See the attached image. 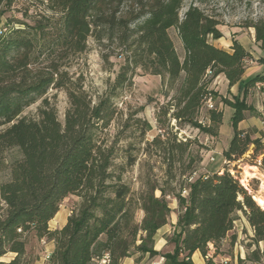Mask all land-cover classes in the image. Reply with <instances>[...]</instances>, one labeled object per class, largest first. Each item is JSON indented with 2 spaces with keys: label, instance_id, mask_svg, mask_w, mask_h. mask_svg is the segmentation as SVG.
Here are the masks:
<instances>
[{
  "label": "trees",
  "instance_id": "1",
  "mask_svg": "<svg viewBox=\"0 0 264 264\" xmlns=\"http://www.w3.org/2000/svg\"><path fill=\"white\" fill-rule=\"evenodd\" d=\"M18 1L0 0V173L6 176L0 181V264H35L38 258L26 249L31 237L52 243L47 264H98L104 256L110 264L134 256L137 264L158 256L165 264H193L197 252L205 264H216L218 256H231L236 238L229 234L239 214L251 236L237 264H264V210L227 170L194 178L201 162L192 154L197 141L178 136L189 128L218 138L223 111L213 104L211 85L219 76L229 88L241 83V99L221 100L233 110V136L222 156L264 174V135L252 138L239 129L254 112L246 98L256 89L264 118V58L258 60L263 72L243 81L252 55L236 41L229 52L216 48L211 42L222 38L219 23L195 6L180 17L184 0H21L26 7L17 10ZM244 27L254 31L264 54V18ZM89 39L114 46L122 58L114 81L96 101L72 71ZM138 70L161 80L164 104L148 101L156 103L151 140L146 135L152 128L139 116L143 108L125 113L115 103ZM50 90L66 96L63 122L47 97ZM38 102L35 118L22 117ZM12 149L20 157L7 163ZM143 157L158 162L161 177H147L135 192L124 175ZM70 196L79 203L61 228L51 230L49 223ZM169 199L177 202V221L167 238L173 250L160 254L155 236L169 222Z\"/></svg>",
  "mask_w": 264,
  "mask_h": 264
},
{
  "label": "rangeland",
  "instance_id": "2",
  "mask_svg": "<svg viewBox=\"0 0 264 264\" xmlns=\"http://www.w3.org/2000/svg\"><path fill=\"white\" fill-rule=\"evenodd\" d=\"M190 6H195L201 9L219 23L217 29L221 32L222 38L211 42L216 48L229 51L232 42L236 41L246 51L252 53L255 60L248 64L246 70L247 75L245 77L263 71V65L259 64L258 60H260L261 57H264V54L260 51L255 42L254 31L252 29H247L244 26L250 20L264 18V0H184L179 16L182 17L184 12ZM24 7H26V3L21 0L18 1L15 6L17 10H22ZM32 12L33 9H30V13ZM9 16L20 19L17 13H11ZM169 36L173 41L178 56L182 58L183 50L174 29L169 30ZM119 51V49L114 50V46H110L106 42L98 44L93 39H89L86 52L75 59L72 71L77 75L82 76L84 90L92 97L93 101H96L99 96L103 95L108 86L114 81L122 64V58L118 57ZM108 54H110L111 57L105 59V56ZM240 88L241 83L234 85V89H231L222 79L217 80V78L211 85V89L214 92L213 104H216L218 110L224 109L218 138H210L189 128L181 129L178 136L180 138L197 141L198 146L192 148V154L198 155L201 162L198 165V170L194 178L209 176L216 172L222 173L227 170L231 176L238 180L243 188L244 186L246 187L253 197L264 201V174L258 169H250L249 165L241 161L229 164L222 156L223 151L228 148L233 136L231 122L233 110L228 107H223L221 100L223 98L234 100L236 97L241 99L242 93ZM255 91L258 92L257 89ZM255 91H252L246 98V103L253 107L254 112L247 114L244 123L239 125V128L248 132L252 138L264 135V118L258 111L261 96L255 93ZM47 97L57 109L58 120L63 122L64 113L67 109L65 94L63 92L50 90ZM149 99L155 100L157 104H164L161 80L159 77L144 74L140 70L136 72V76L133 78L132 87L122 91L118 98L115 99L117 107L124 110L125 113L130 110L134 111L143 108V111L139 116L144 118L152 128V130L147 133L146 140H151L156 134V127L153 118L154 106L156 103L148 105ZM39 104L40 102L27 108L22 113V117L35 118ZM111 133H114L113 129L111 130ZM248 156L249 154L245 155L244 158H248ZM19 157L20 155L16 149H12L5 154V160L7 163L12 162ZM147 177L151 179L160 178L161 170L158 162H155V160L146 162L143 157L140 158V161H138L134 167L127 170L124 175V180L131 186L133 191L139 192L142 190V186ZM4 180H6L5 174L0 173V181ZM155 196L159 197V192H155ZM168 201L169 207L172 211L169 218L170 221L171 217H173L172 213L177 217V202L172 199H169ZM78 203L79 199L77 197L70 196L66 198L61 203L57 215L49 223L50 229L55 230L61 228L65 224L70 211ZM142 216V213L138 212L136 215V221L140 222ZM239 216L240 219L234 223V228L229 234V237L234 236L236 238V245L245 249L244 246L247 244V234L249 235V229L245 227V221L240 214ZM172 233L173 231L170 236H172ZM171 246L173 247V245ZM52 248V243H48L44 240L37 241L32 237L29 238L26 247L27 253L31 258H38V261L35 264H47V257L52 251ZM260 248L262 249L263 245H260ZM160 253L165 254V251ZM9 258L10 256H7L4 261L7 262ZM136 258L137 256L128 259L126 264H137L135 262ZM145 263H147L146 259L138 264Z\"/></svg>",
  "mask_w": 264,
  "mask_h": 264
},
{
  "label": "crops",
  "instance_id": "3",
  "mask_svg": "<svg viewBox=\"0 0 264 264\" xmlns=\"http://www.w3.org/2000/svg\"><path fill=\"white\" fill-rule=\"evenodd\" d=\"M247 52H249V51H247ZM249 53L252 55L251 52H249ZM261 58H264V57H261ZM253 59L255 60V58H253ZM262 72H259V73H256V74H260ZM256 74H250L248 77H245L247 75V72H245V75H244L242 80L244 81V80H246V79H248V78H250V77H252V76H254ZM220 79H222L226 83V85L228 86L227 81L222 76L217 77V80H220ZM231 89H234V86L231 87ZM255 93H257V94H259V96H261V94L259 92L255 91ZM222 111H224V109H222ZM258 111L261 112V98H260ZM242 123H244V121ZM172 214H173V217H171V220L169 221V224H167L166 226L162 227L156 233L154 250L156 252H158V253H160L162 251H165V253H171L172 250H173V247L171 245H169L167 243V241H166L167 238L171 235V232L174 230V226H175L176 221H177L176 215H174V213H172ZM245 227L247 229H249L247 224H246V222H245ZM248 231H249V235L251 236V231L250 230H248ZM210 254H212V252ZM245 256H246L245 249H243V247H241V246L238 247L235 244V247H233V249H232L231 256H218L217 258L214 259V262L216 264H237V260L238 259L244 260ZM126 261L124 262V264H126ZM191 262L193 264H205L203 258L201 257V255L198 252L193 254V256L191 257Z\"/></svg>",
  "mask_w": 264,
  "mask_h": 264
},
{
  "label": "built area",
  "instance_id": "4",
  "mask_svg": "<svg viewBox=\"0 0 264 264\" xmlns=\"http://www.w3.org/2000/svg\"><path fill=\"white\" fill-rule=\"evenodd\" d=\"M208 107L211 108V102L208 101ZM98 264H110V261L108 259V256H104L103 258H101V260L98 262ZM145 264H165V259L162 256H158L155 259H153L150 262H147Z\"/></svg>",
  "mask_w": 264,
  "mask_h": 264
},
{
  "label": "bare ground",
  "instance_id": "5",
  "mask_svg": "<svg viewBox=\"0 0 264 264\" xmlns=\"http://www.w3.org/2000/svg\"><path fill=\"white\" fill-rule=\"evenodd\" d=\"M250 169H257L256 167H249ZM244 186V185H243ZM245 187V186H244ZM255 200H256V202H257V204H258V206H260V208L262 209V210H264V201L263 200H261V199H256L255 197H253Z\"/></svg>",
  "mask_w": 264,
  "mask_h": 264
}]
</instances>
